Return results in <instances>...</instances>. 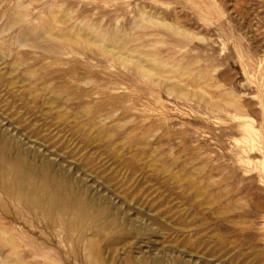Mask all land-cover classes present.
Wrapping results in <instances>:
<instances>
[{"label":"rangeland","instance_id":"374dc122","mask_svg":"<svg viewBox=\"0 0 264 264\" xmlns=\"http://www.w3.org/2000/svg\"><path fill=\"white\" fill-rule=\"evenodd\" d=\"M0 228V264H264V0H0Z\"/></svg>","mask_w":264,"mask_h":264},{"label":"bare ground","instance_id":"6f19581e","mask_svg":"<svg viewBox=\"0 0 264 264\" xmlns=\"http://www.w3.org/2000/svg\"><path fill=\"white\" fill-rule=\"evenodd\" d=\"M48 25L46 24V25H44V33L46 34V35H48V36H51V37H56L55 36V34H53L52 32H50V30L48 29V27H47ZM81 29L82 28H78L77 29V31L79 32V31H81ZM86 36H89V34L88 33H86L85 34ZM42 37V36H41ZM88 39V38H87ZM94 42H99V44H101V46L102 47H104L105 48V50H107V51H110V50H114V51H116V54L118 55V56H121V57H123V58H126V59H129V57H128V54H125L124 52H121L122 51V49H123V46L122 45H119V43L117 44V42H115L114 44L115 45H113V44H107V43H104L103 42V40L102 39H98V40H93ZM116 41V40H115ZM138 59V58H137ZM138 65L141 67V68H143V69H145V70H147L148 72H153V73H155L159 78L162 76L163 77V73L164 72H168V71H170V69H168V70H162L161 69V67L163 68V66H156L155 68H152V66L151 65H148V64H145V62H144V60H139L138 59ZM232 102H234L233 100H231ZM227 102H229L228 100H227ZM231 102V103H232ZM234 105H236V103H233ZM236 107H239L238 105H236ZM246 116V115H245ZM238 118V117H237ZM243 118V117H242ZM244 119V118H243ZM242 120V119H241ZM249 120V119H248ZM244 122H245V120H243ZM250 123H244L245 124V130H246V132L251 136V134L253 133V132H255V130L256 129H254L253 127H252V125H251V121H249ZM241 124H242V122H241ZM241 126V125H240ZM244 126V125H243ZM244 139H245V137H244ZM248 139H249V136H248ZM250 140H251V147L252 148H254V140H253V138H250ZM254 150V149H253ZM245 161H247V160H245ZM60 205L61 206H65V205H67V201H65V200H61L60 201ZM82 211V210H81ZM2 231H6V230H4L3 228H0ZM87 249H88V255L89 256H91L93 253H92V246H91V244H88L87 245Z\"/></svg>","mask_w":264,"mask_h":264}]
</instances>
